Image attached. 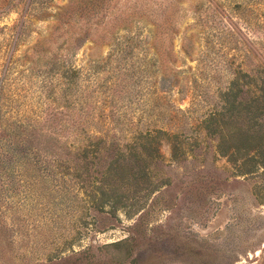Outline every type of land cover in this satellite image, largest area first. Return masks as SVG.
<instances>
[{"label": "rangeland", "instance_id": "obj_1", "mask_svg": "<svg viewBox=\"0 0 264 264\" xmlns=\"http://www.w3.org/2000/svg\"><path fill=\"white\" fill-rule=\"evenodd\" d=\"M263 80L264 0H0V264H264Z\"/></svg>", "mask_w": 264, "mask_h": 264}, {"label": "trees", "instance_id": "obj_2", "mask_svg": "<svg viewBox=\"0 0 264 264\" xmlns=\"http://www.w3.org/2000/svg\"><path fill=\"white\" fill-rule=\"evenodd\" d=\"M233 90L229 91V94H233ZM235 91V90H234ZM242 91V90H240ZM248 95L250 101L248 102L251 105L250 117L248 119H263L264 117V80L262 81V86L254 85L251 86L245 91V95ZM229 103L228 101L226 104ZM227 110V108H226ZM222 115L231 116V112L224 111ZM258 115V116H257ZM238 125V124H237ZM255 126V127H254ZM229 135L232 140V147L234 151L246 150L248 152L253 151L255 153L264 154V125L256 124L252 122L250 128H243L241 125L229 127ZM5 131L0 125V132L5 134ZM148 174H144V177H147Z\"/></svg>", "mask_w": 264, "mask_h": 264}]
</instances>
